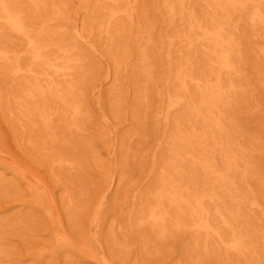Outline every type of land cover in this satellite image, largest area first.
Masks as SVG:
<instances>
[{
    "label": "rangeland",
    "instance_id": "obj_1",
    "mask_svg": "<svg viewBox=\"0 0 264 264\" xmlns=\"http://www.w3.org/2000/svg\"><path fill=\"white\" fill-rule=\"evenodd\" d=\"M0 264H264V0H0Z\"/></svg>",
    "mask_w": 264,
    "mask_h": 264
}]
</instances>
